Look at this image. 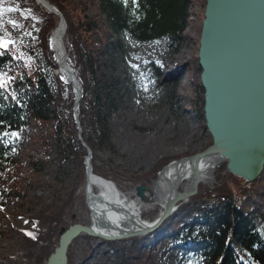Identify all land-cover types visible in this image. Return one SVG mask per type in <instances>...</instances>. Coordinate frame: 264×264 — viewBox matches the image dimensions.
I'll list each match as a JSON object with an SVG mask.
<instances>
[{"label": "trees", "instance_id": "trees-1", "mask_svg": "<svg viewBox=\"0 0 264 264\" xmlns=\"http://www.w3.org/2000/svg\"><path fill=\"white\" fill-rule=\"evenodd\" d=\"M49 1L58 6L68 21L67 48L84 90L79 109L83 138L94 153V172L103 176L95 161L105 150L116 152L110 118L122 105L127 88L116 74L108 73L106 64L100 63L104 54L108 56L105 48L111 42L99 45L98 40L94 39V32L99 27L87 13L89 0ZM96 1L108 28L118 37V41L111 45L118 44L119 49H122L121 39L126 38L129 42L149 45L165 41L169 43L171 53L178 52L181 48L189 19L190 0ZM67 2L73 4L72 12L67 10ZM0 9L3 10L0 14V38L9 37L14 41L13 46L0 52V76H15L8 85L10 98L5 100V95L0 97V207L6 201L14 199L17 206L24 208L26 201H30L20 215L27 216L38 227H47L36 234V239L22 236V241L31 248L43 244L39 254H28L34 260L30 264H43L54 251L56 245L53 237L66 224L68 209L73 205L78 189L68 190L66 179L74 175L78 183L85 182L84 161L88 151L79 139L78 126L73 116L75 96L72 86L55 73L58 65L54 62V53L49 47L51 31L57 26L59 19L55 21L54 15L38 5L36 0H0ZM155 74L157 77L153 79L158 81L161 75L158 68L155 69ZM200 89L201 96L194 102V107L201 120L204 119L205 106L201 83ZM31 116L40 124L42 131L36 142L45 153L44 161L36 159L31 163L32 176L20 164L19 151L23 143L22 134L29 129L27 121ZM51 154L56 155L54 161L60 176L53 184H49L56 198L51 203L41 200L35 202V198L29 197L30 188L38 182V176L46 167L44 165L51 161ZM225 168L226 164L220 170L224 171ZM224 189L231 194L221 203H208L210 208L199 207L205 202V198L197 196L192 199L195 205L183 209L185 212L202 210L205 217L213 219L210 229L198 231L200 236L210 240L212 249L205 254L206 261L218 264L222 255H225L223 264H231L232 259L235 256L238 258L240 254L247 264H264V195L258 198L260 201L254 202V196L259 191L255 193L249 188L243 190L242 195L249 196L241 201L242 205H254V208L247 207L246 211L253 208L254 214L250 215L240 210H245L238 205V200L241 199L233 196L232 189L226 183L223 187H216V194ZM208 197L213 198L214 195ZM218 204H222L221 207ZM32 211L33 214L28 216V212ZM7 220L0 208V226L4 222L8 225ZM0 235L3 236V233ZM228 238L231 239L229 245ZM122 258L124 257L117 260L122 261ZM185 261L174 263L169 257L165 263L187 264Z\"/></svg>", "mask_w": 264, "mask_h": 264}, {"label": "rangeland", "instance_id": "rangeland-1", "mask_svg": "<svg viewBox=\"0 0 264 264\" xmlns=\"http://www.w3.org/2000/svg\"><path fill=\"white\" fill-rule=\"evenodd\" d=\"M206 2L207 0H190L187 29L183 34L184 42L177 53L171 54L169 43L165 41L149 45L129 42L123 38L122 49H119L118 44L111 45L118 41L117 35L108 28L105 17L98 10V2L88 1L87 13L99 27L94 32V39L98 40L99 45L111 42L110 46H104L105 50H108V56L104 54L100 58V63L106 64L105 69L108 73L116 74L127 88L122 105L110 118L112 141L117 148L116 152L109 150L101 152L95 164L100 167L103 177L113 181L129 201H134L144 214V219L150 222L159 215L162 209L161 197L165 193V186L160 187L159 195L155 190L158 172L171 161L202 151L212 142L211 135L204 128V119L198 118L194 107V102L201 96L199 47ZM66 4L67 10L72 12L73 4L70 2ZM54 20H58L55 15ZM149 63L162 68L159 83L148 79L145 68ZM180 69L182 73L174 76ZM23 146L25 152L34 150L36 157L42 156V150L32 142L30 144L27 142ZM51 156V161L44 165L45 169L38 176V182L30 188L29 197L35 198V202L41 200L51 203L56 198L49 184H53L60 176L57 174L58 166L54 161L56 155ZM24 162L26 167L30 168L27 160L24 159ZM213 176L214 183H202L199 193L194 197L209 198L208 196L217 193L215 187H223L225 183L236 192L244 186L242 180L230 174L226 176L220 167L214 169ZM74 177L73 175L66 179L68 190L76 187L78 189L74 203L68 209L64 227L76 222L89 225L92 219L86 201V181L78 183ZM141 185L150 187L146 192L147 201L136 196V189ZM185 186L186 182L181 185V189ZM251 188L255 193L264 191V180L256 182ZM218 193L222 200L231 194L227 189ZM27 203L30 204V201L27 200L24 208H20L15 201L10 200L4 208L12 228L3 226L1 229L4 236H0V264H30L34 260H31L28 254L36 255L41 252L43 244L40 243L34 248L28 247L17 231L20 228L33 227L35 231L40 232L39 229L45 230L47 227L38 228L33 226L32 222L28 224L27 216L20 215L25 211L22 209L27 208ZM31 213L33 214V211L28 212V216ZM58 239L59 232L53 237L55 245ZM110 243L102 242L99 238L79 237L70 248L69 264H111V260L121 257H124L122 264H165L164 246L153 251L142 249L139 251L140 245L133 243L132 239ZM195 264L205 263L200 259Z\"/></svg>", "mask_w": 264, "mask_h": 264}, {"label": "water", "instance_id": "water-1", "mask_svg": "<svg viewBox=\"0 0 264 264\" xmlns=\"http://www.w3.org/2000/svg\"><path fill=\"white\" fill-rule=\"evenodd\" d=\"M41 2L60 16L63 31L67 25L63 13L49 1ZM62 31L57 37L62 47L60 65L66 71L68 53ZM199 64L202 68L201 83L205 90V126L212 136L213 144L202 152L174 162L190 166L189 171L195 179L194 188L189 193L186 189L179 192L183 177L176 176L174 184L170 186L165 211L155 227L172 214L178 201L198 192L199 182H202L199 162L204 159L220 158L217 166L226 163V172L243 178L248 185H252L264 173V0H207L200 36ZM66 73L77 93V110L83 93L73 70L69 69ZM76 118L80 125L78 113ZM81 131L80 125L79 136L84 142ZM89 155L86 162L87 184L91 190L93 169L90 148ZM147 189V186L137 188L138 196L143 200H147L144 194ZM173 194L175 197L172 199ZM90 195L88 203L91 202ZM152 229L122 233L120 238L140 235ZM83 233L98 236L93 228L83 224L61 228L59 245L45 264H68L69 247Z\"/></svg>", "mask_w": 264, "mask_h": 264}, {"label": "bare ground", "instance_id": "bare-ground-1", "mask_svg": "<svg viewBox=\"0 0 264 264\" xmlns=\"http://www.w3.org/2000/svg\"><path fill=\"white\" fill-rule=\"evenodd\" d=\"M60 31H62L61 25L54 32V36L52 37L51 41L52 49L56 53L58 59H61L62 57L61 43L59 42L57 37ZM65 31L66 29H63V36L65 34ZM65 66L67 67V72L69 71V69H72L69 60L65 61ZM181 73V69L177 70L174 76H179ZM219 159L220 158L218 157H209L199 162V173L202 182H205L206 184L214 183L213 181H215V177L213 176V169L214 166H217L216 164L219 162ZM189 167V165L173 163L164 173L160 175V179L155 186L156 192L158 194L161 193L160 187H164L165 184H167V186H165V193L161 197L162 203H164V200L167 199V197L170 195L168 188L169 186L174 184L173 181L175 180L176 176L183 177V183L181 182L179 187L187 181L186 192L189 193L193 191L195 179L190 175ZM90 180L92 187L91 190L89 188V194H91L90 206L94 214L93 226L95 231L99 235L113 236L118 235V232L130 233L135 230L136 225L140 224V219L133 208V204H129L127 201H123V197L121 195L117 196V192L114 186L107 179L93 174ZM200 183L201 182H199V184ZM123 205H125V208L122 207ZM111 207L113 211H111ZM118 208H121V210ZM163 210L164 208L162 209V211ZM131 217H134V222L132 221ZM144 224L142 223V225ZM145 225L152 226V223L150 222Z\"/></svg>", "mask_w": 264, "mask_h": 264}, {"label": "snow or ice", "instance_id": "snow-or-ice-1", "mask_svg": "<svg viewBox=\"0 0 264 264\" xmlns=\"http://www.w3.org/2000/svg\"><path fill=\"white\" fill-rule=\"evenodd\" d=\"M12 10H13V9H8V11H12ZM2 11H3V10H2V9H0V14H2ZM12 23H13V24H15V22H14V21H13ZM0 86H2V82H0Z\"/></svg>", "mask_w": 264, "mask_h": 264}]
</instances>
